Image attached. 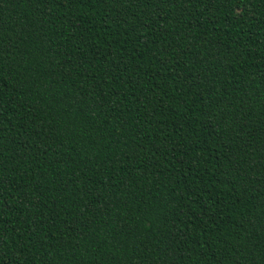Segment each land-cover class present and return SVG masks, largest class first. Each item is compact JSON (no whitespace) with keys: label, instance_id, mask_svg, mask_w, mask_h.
<instances>
[{"label":"trees","instance_id":"trees-1","mask_svg":"<svg viewBox=\"0 0 264 264\" xmlns=\"http://www.w3.org/2000/svg\"><path fill=\"white\" fill-rule=\"evenodd\" d=\"M0 264H264V0H0Z\"/></svg>","mask_w":264,"mask_h":264}]
</instances>
